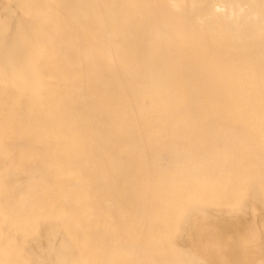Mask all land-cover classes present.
Returning a JSON list of instances; mask_svg holds the SVG:
<instances>
[{
  "label": "bare ground",
  "instance_id": "6f19581e",
  "mask_svg": "<svg viewBox=\"0 0 264 264\" xmlns=\"http://www.w3.org/2000/svg\"><path fill=\"white\" fill-rule=\"evenodd\" d=\"M2 1L0 264H172V230L217 257L216 160L264 210V0Z\"/></svg>",
  "mask_w": 264,
  "mask_h": 264
},
{
  "label": "rangeland",
  "instance_id": "374dc122",
  "mask_svg": "<svg viewBox=\"0 0 264 264\" xmlns=\"http://www.w3.org/2000/svg\"><path fill=\"white\" fill-rule=\"evenodd\" d=\"M1 2L3 3V1L1 0ZM1 2H0V5L2 6V4H1ZM0 6V7H1ZM5 6V4H3V6H2V8H5L4 7ZM11 23V22H10ZM10 23L8 24V25H10ZM11 25H12V23H11ZM11 25L9 26V27H11ZM5 26H7V25H5ZM5 26L3 25V26H1V28L2 27H4V30H3V28L1 29L2 31H4V33H6L9 29L11 30V28H8L7 29V31L5 30ZM1 32V31H0ZM2 33V32H1ZM0 33V34H1ZM3 33V34H4ZM6 36L8 35V32H7V34H5ZM5 35H3V36H5ZM1 36H2V34H1ZM17 36V35H16ZM10 37H12V36H10ZM3 38H5V37H3ZM7 38V37H6ZM8 40V39H7ZM8 43V42H7ZM9 44V43H8ZM227 144L228 143H222V144H219V148H224V149H226L227 148ZM218 162V163H217ZM229 161L227 160V162L223 159V160H216L215 162H214V164H215V169L213 170V171H211L210 172V174L207 176V179H206V182H205V185H204V191L206 192L205 194L204 193H200L201 194V196H198V194H197V197L195 196V199L194 200H196V201H199V202H202V201H204L201 205L203 206V207H199L200 205H199V202H197L198 203V207L201 209V208H203V210L206 208V210H202L204 213H203V215H201L202 214V211L200 212H195V213H197V214H199V215H201L202 217H204V214H208V213H210V211H211V213L212 214H208V215H213V214H215V215H213V217H218V218H221V217H225L227 220L229 219V221H231L230 220V217L231 218H233L234 220H235V218H236V220H241V221H245L244 222V227H243V230L242 231H227V230H221V231H219L220 233H219V237L221 238V236L222 235H224V236H222V237H224V238H221L220 239V241H221V246L218 248V249H220L221 250V252L218 250V253H219V255L216 257L215 255H212V254H209L208 253V251H206V253H207V256L205 255H203L204 256V258H205V260H203V256H201V255H198V258L200 259V261H198V260H196L197 258V256L196 255H194L193 253L196 251L195 249H194V243H193V246H191V247H193V250H195V251H193L192 249H191V247L190 248H187L188 246L187 245H192V243L190 242V243H188L187 245H186V243H183V244H180L179 243V245L181 246L180 248H182V250L184 249V244H185V247L187 248H185V250H188V251H190L191 250V252H190V254L191 255H187V252H184L185 250H183V252H182V250L180 251V250H178V248H176V246H178V244L175 246L174 244H173V242H175L174 241V239L176 238H174V235L176 236L177 234L175 233V232H179V231H174V230H172V232L170 231V234L169 235H171V236H169V235H167L166 236V240H167V242L170 244V246L172 247V249H173V254L174 255H176V256H174L173 255V260H171L172 261V264H173V262H174V264H176V263H178L179 262V264H183L184 263V261H186V264H198V263H200L201 262V264H203V262H205L206 261V259H208V261H206V262H208V264L209 263H213L215 260H217V258H219L217 261H215V263L216 264H225V262H223V258L222 257H225V256H227V255H229L231 252L229 251V250H233V248L235 247L234 245H237L238 246V244H239V239H237V238H240V236H242V235H248V233H249V235L252 233L253 235H254V237L256 238L255 239V242H254V244H255V246H254V244H251L250 246H247V250L248 249H250L251 247H256V248H254V249H256V250H252V249H250L251 251H249L248 250V254H250V256L248 257V259H249V261H250V264H254V263H256V262H254V260L256 261V259L258 260V259H260V258H262L263 257V248H264V246H263V244H262V242H264V215H263V211H262V207H260L259 205L260 204H257V200L255 201V199H257V197H255L253 194H251V195H253L254 197H252L251 195H249V196H251L252 198L251 199H253L252 201L251 200H249L250 198L247 196V194H245V193H243V191L245 192V190H246V188H245V186H242V185H240V183H236V182H233L232 183V178L229 176V177H227L228 179H226V177H224L223 178V176H226L225 175V172L223 171V168L224 167H226V163H228ZM221 163H222V165H221ZM231 163V162H230ZM230 163H228V164H230ZM251 163V162H250ZM219 164V165H218ZM227 164V165H228ZM231 164H233V165H235V163H231ZM235 166H238V165H235ZM216 167H217V169H219V170H217L216 169ZM241 172H239V174H243V173H248L249 174V171H247V170H244V169H239ZM214 171H215V173H214ZM213 172V173H212ZM220 172H222L221 174H220ZM212 173V174H211ZM220 174V175H219ZM220 176V177H219ZM221 176H222V178H221ZM220 178V179H219ZM216 179H218V180H216ZM223 180V181H222ZM227 180V181H226ZM212 181H213V183H212ZM216 181H217V183L219 182V184H217L216 183ZM221 181V182H220ZM230 181H231V184H230ZM224 182L226 183V184H224ZM207 183H209V184H207ZM221 183V184H220ZM229 183V184H228ZM234 183H236V184H234ZM207 184V185H206ZM214 186H213V185ZM222 184L223 185H225V186H222ZM216 185H217V187H216ZM226 185H228V186H226ZM230 185V186H229ZM232 185V186H231ZM211 186V188H209ZM236 186V187H235ZM239 186V187H238ZM242 186V187H241ZM230 187V188H229ZM222 188V190L220 191V189ZM234 190H233V189ZM241 190H240V189ZM238 191V192H237ZM240 191V192H239ZM249 191V190H248ZM212 192V193H211ZM208 193V194H207ZM223 193V194H222ZM230 193V194H229ZM250 193V192H249ZM214 194V195H213ZM255 194V193H254ZM209 195V196H208ZM221 195V196H220ZM225 195V196H224ZM256 195V194H255ZM207 196H208V198H207ZM213 196V197H212ZM217 196H220V197H217ZM222 196H223V198H222ZM257 196V195H256ZM205 197V198H204ZM212 197V198H211ZM225 197V198H224ZM242 197V198H241ZM204 198V199H203ZM220 198V199H219ZM245 201H244V200ZM247 199V200H246ZM205 200H207V201H209L208 203H207V201H205ZM231 200V201H230ZM241 200H243L242 202H240ZM217 201H219V202H217ZM227 201V202H226ZM247 201V202H246ZM250 201V202H249ZM255 203H254V202ZM218 204H217V203ZM226 202V203H225ZM251 203V204H248V205H250L251 206V208L252 209H254V210H252L251 208H250V206H248L247 205V203ZM253 202V203H252ZM197 203H195V205L194 204H192L193 205V207L194 206H196V204ZM206 203V204H205ZM216 203V204H215ZM222 203V204H221ZM224 203V204H223ZM228 203H229V206L230 207H228ZM240 203V204H239ZM190 204V205H191ZM208 204V205H207ZM242 204H243V206H242ZM224 205L225 206H227V207H224ZM238 205H240V207L238 206ZM246 205V206H245ZM205 206V207H204ZM239 208V210H237L238 208ZM248 206V207H247ZM186 207H189L188 206V204H187V206ZM192 207V206H191ZM189 208V209H191L192 211H195L194 209H197L196 211H198V210H200L199 208H196V207H194V208ZM260 207V208H259ZM214 208V209H213ZM227 208V209H226ZM235 208H236V210H235ZM247 208H249L248 210H246ZM188 209V210H189ZM217 209V210H216ZM233 209V210H232ZM243 209H244V211L246 212V211H248V212H243ZM258 209V210H257ZM185 210H186V208H185ZM226 210V211H225ZM242 210V211H241ZM260 210V211H259ZM184 211V210H183ZM183 211L182 212H180V213H182V214H180L181 215V217L180 218H182V215H183V217L185 216L184 214L185 213H183ZM190 211V210H189ZM208 211V212H207ZM216 213H215V212ZM243 212V213H241V212ZM256 211V212H255ZM206 212V213H205ZM254 214H253V213ZM222 213H223V215H222ZM226 213V214H225ZM229 215H228V214ZM231 213V214H230ZM218 214V215H217ZM221 214V216H219ZM243 214V215H242ZM252 214H253V216H252ZM207 215V216H208ZM217 215V216H216ZM227 215H228V217H227ZM246 215H248L249 217H247V218H245L246 217ZM261 216L260 218H262L263 220H259V216ZM206 216V215H205ZM240 216H242V217H240ZM255 216V217H254ZM258 216V217H257ZM179 217V216H178ZM177 217V218H178ZM186 217V216H185ZM184 217V219H186ZM240 217V218H239ZM254 217V218H253ZM224 218V219H225ZM255 219V220H253V219ZM258 218V219H257ZM188 219V218H187ZM187 219L186 220H184V224H183V226H184V229H183V226H182V233H181V235L183 234V232H184V230H185V228L186 227H188V224L185 222V221H187ZM232 219V220H233ZM252 219V220H251ZM176 220V219H175ZM181 220V219H180ZM180 220H178L179 222H180ZM177 221V220H176ZM203 222L201 223V224H203L204 223V225H207V227H213L214 225L212 224V223H209V225H208V222H204V220H202ZM249 223H247V222ZM253 221V222H252ZM178 222V223H179ZM181 222H183V221H181ZM261 222V223H260ZM172 223H174V224H178V223H176V222H172ZM258 224V225H257ZM261 224V225H260ZM175 225V226H176ZM249 225V226H248ZM252 225V228L250 227ZM181 226V225H180ZM168 227V226H167ZM170 227H171V225H170ZM172 227H173V224H172ZM172 227H171V229H172ZM176 227H179L178 225L176 226ZM245 227H247V228H245ZM259 227V228H258ZM262 227V228H261ZM169 228V227H168ZM180 228V227H179ZM170 229V228H169ZM170 229V230H171ZM173 229H175V228H173ZM175 230H178V228H176ZM218 230V229H217ZM251 230V231H250ZM262 230V231H261ZM174 231V232H173ZM226 231L227 232H229V235L231 234V236H229L228 235V233H226ZM223 232H225L227 235H225V233L224 234H221V233H223ZM231 232H234V234L233 233H231ZM237 234H236V233ZM247 233V234H245V233ZM262 234H261V233ZM173 234V236H172V234ZM175 233V234H174ZM261 234V235H260ZM178 236V235H177ZM226 236V237H225ZM171 237H173L172 239H171ZM182 238V236H179L178 237V239H177V241L175 242V243H178L179 241H180V239ZM204 237V238H203ZM203 237H201V239L204 241L203 243L204 244H207V239H206V237L204 236V234H203ZM230 237V238H229ZM233 238V239H232ZM175 239V240H176ZM235 239H237L236 241L237 242H235ZM263 239V240H262ZM224 240V241H223ZM234 240V241H233ZM223 241V242H222ZM236 243H238V244H236ZM198 244V243H197ZM232 245V247L233 248H230L231 247V245ZM183 245V246H182ZM222 247V248H221ZM224 247V248H223ZM263 247V248H262ZM176 248V249H175ZM190 249V250H189ZM227 250V251H225V250ZM229 249V250H228ZM231 250V251H232ZM263 252H262V251ZM192 251H193V253H192ZM259 251V252H258ZM225 254V252L227 253V254H223V253ZM228 252H230V253H228ZM180 255H179V254ZM182 253V254H181ZM196 253L197 254H201L200 252H198V251H196ZM195 253V254H196ZM251 253H253V254H251ZM262 253V254H261ZM188 254H189V252H188ZM223 254V255H222ZM261 255V257H258V256H260ZM154 255V254H153ZM152 255V256H153ZM177 255L178 256H181L180 258L181 259H179L178 257H177ZM193 255V256H192ZM208 255H210V256H208ZM253 255H254V257H253ZM194 256H196L195 258H194ZM219 256H222V257H219ZM183 257V258H182ZM209 257V258H208ZM214 257V258H213ZM216 258V259H215ZM176 259H178V260H176ZM210 259H213V262L210 260ZM220 259L222 260V262L220 261ZM195 260V261H194ZM202 260V261H201ZM177 261V262H176ZM181 261H183L182 263H180ZM196 261H198V263H196ZM204 263V264H207V263ZM258 262V261H257ZM215 263H213V264H215ZM259 263H262L263 264V262H260L259 261ZM259 263H256V264H259ZM185 264V263H184Z\"/></svg>",
  "mask_w": 264,
  "mask_h": 264
}]
</instances>
